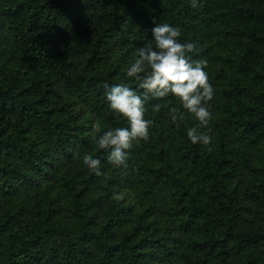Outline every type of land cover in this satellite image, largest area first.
Instances as JSON below:
<instances>
[{
  "label": "trees",
  "instance_id": "16d2710c",
  "mask_svg": "<svg viewBox=\"0 0 264 264\" xmlns=\"http://www.w3.org/2000/svg\"><path fill=\"white\" fill-rule=\"evenodd\" d=\"M162 23L207 62L211 142L149 93L150 138L116 167L97 140L130 125L105 85L138 88ZM0 264H264V0H0Z\"/></svg>",
  "mask_w": 264,
  "mask_h": 264
},
{
  "label": "clouds",
  "instance_id": "9594fccd",
  "mask_svg": "<svg viewBox=\"0 0 264 264\" xmlns=\"http://www.w3.org/2000/svg\"><path fill=\"white\" fill-rule=\"evenodd\" d=\"M191 7H198V0H191ZM154 43L149 42L137 49V58L127 69V76L138 81L133 89L125 83L105 85L106 99L110 108L125 117L130 127H116L105 131L97 140L98 147L109 151V162L116 167H126L128 150L133 142L147 141L149 128L154 124L145 118V103L150 93L153 98L162 99L172 94L179 98L187 113L194 115L199 122L187 130V137L193 144L208 145L209 122L212 119L211 105L215 92L204 70L207 62L194 60L191 53L197 52L193 42H180L182 35L178 27L168 23L155 24L151 29ZM143 90V95L138 94ZM161 105H153L154 112H160ZM173 122L184 120L179 108L169 109ZM179 127V124H177ZM99 130V125H94ZM202 129H207L204 131ZM83 164L97 176H103L101 161L92 155H83Z\"/></svg>",
  "mask_w": 264,
  "mask_h": 264
}]
</instances>
